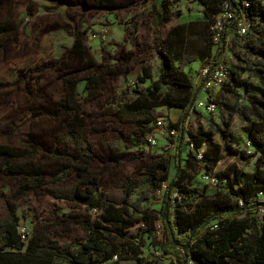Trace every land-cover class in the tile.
I'll return each instance as SVG.
<instances>
[{
    "label": "trees",
    "instance_id": "1",
    "mask_svg": "<svg viewBox=\"0 0 264 264\" xmlns=\"http://www.w3.org/2000/svg\"><path fill=\"white\" fill-rule=\"evenodd\" d=\"M16 1L0 0V7H8V12L0 15V54L11 49L12 41L15 42L18 36ZM197 1L203 6L205 16L201 25L195 21L175 23V18L181 13L179 9L170 7L172 1L140 0L151 5L148 15L157 33L152 49L159 59L158 75L153 79L152 65L144 63L137 75L134 99L120 107L124 115L134 116L140 135L144 137L158 117H166V113L157 108L180 109V118L171 123L172 127L179 129L174 157L165 152L150 158L152 163L145 165L140 183L145 189L135 199L131 196L138 184L130 179L111 191L98 193L97 171L91 167L95 159L94 145L81 131L82 110L80 105H75V95L83 96L76 89L80 81L64 79L70 85V93L60 100L48 98L46 102H49V108L41 111L53 118L63 116L62 126L70 138L69 149L53 154L64 161H61L58 170L49 172L38 164L24 165L42 148L41 141L30 135L25 147L0 144V164L2 171L9 176L31 179L33 184L28 190L63 182L69 172L74 171V183L56 188L51 194L57 200L84 208L86 212L80 220L84 238L75 243L38 236L23 239L18 231V226L22 224L19 222L20 205L15 200L24 191L21 187L17 194L6 196L7 209L0 216V264H121V260L129 255L136 260V264H156L151 254L142 256V247L146 236L154 237L157 220L162 221L165 232V241L160 248L157 247L160 249L159 259L167 260L169 264H225L228 260L242 264H264V213L253 214L264 211V87H252L247 83L245 86H251L253 90L249 98L255 116L245 133L255 149L253 154L244 156L256 157L254 170L242 171L236 164H231L228 169L217 173L220 181L215 185L216 191L208 195L206 186L202 189L191 187L195 174L202 166L200 162L190 152L182 158V146L187 138L197 147L204 146V165L209 171H213L221 159L223 146L232 152L229 141L224 144L216 141L212 130L201 126L187 128L183 115H189L193 110L199 93L196 90L200 85L201 91L202 85L190 82L186 68L196 60L211 58L212 63H218L222 59L224 51L212 54L215 43L211 27L225 5L238 14L221 31L223 45L235 29L241 12H245L252 24L246 38L253 44L252 49L258 57H264L260 37V28L264 26V5L261 0ZM245 1L249 2L248 7H244ZM98 4H104L107 8L117 6L116 0H99ZM22 7L25 13L29 10L28 5ZM256 19L259 20L258 25L254 24ZM134 27L137 28V23ZM218 47L221 49V41ZM68 59L81 61L78 71L100 66L91 58L84 38L77 32L64 58L43 62L38 74L54 69L63 76L71 64L66 61ZM230 66V76L221 87L226 92L245 84L231 63ZM259 72L263 73L261 81L264 83V69ZM25 81L27 79L23 83ZM147 81H150L148 85H141ZM98 82V76L87 77L82 92L88 93ZM208 94L207 101L217 102L219 90L210 89ZM172 158L175 166L173 175ZM163 185L162 212L158 216L155 209L145 206L144 202L157 196ZM175 193L177 196H174ZM259 193L261 196H257ZM167 199L168 224L164 220V203ZM213 223L216 226L212 227Z\"/></svg>",
    "mask_w": 264,
    "mask_h": 264
},
{
    "label": "rangeland",
    "instance_id": "2",
    "mask_svg": "<svg viewBox=\"0 0 264 264\" xmlns=\"http://www.w3.org/2000/svg\"><path fill=\"white\" fill-rule=\"evenodd\" d=\"M98 1H16L15 7L19 14L16 17L18 36L15 42L12 41L11 49L0 54V144L25 147L30 135L41 141L42 148L24 165L38 164L49 172L57 171L62 160L53 154L69 149L70 138L62 126L63 116L53 118L41 111L49 108L50 104L46 102L48 98L60 100L70 93V85L64 79L79 80L80 85L76 89L83 96L75 95V105H80L82 110L81 131L94 145L95 159L91 167L97 171V192L111 191L130 179L138 184L131 196L135 199L145 189L140 183L145 165L152 163L150 158L165 153L164 147L167 144L170 145L169 154L174 157L176 152V143L172 139L165 141L160 136L155 148L148 147V152L144 150L145 138L140 135L134 116L124 115L120 111L123 103L134 99L137 75L144 63L152 65V78H157L159 59L152 49L157 33L148 15L151 6L149 2L116 0L115 8H107L104 4L99 5ZM169 1H172L170 7L179 9L181 13L175 18V23H204L203 6L197 0ZM261 2L264 5V0ZM24 4L29 9L26 13L22 7ZM7 9L8 7H0V15L8 12ZM135 23L137 28L134 27ZM104 31L106 37L99 38L98 35ZM77 32L84 38L91 58L100 65L99 68L78 71L81 61L68 59L66 61L71 64L63 76L54 69L38 74V68L43 62H55L64 58ZM260 32L264 50V26L260 28ZM94 35L96 36L93 37ZM240 39L235 29L232 30L227 37V45L223 49L215 45L212 54L224 51L223 60L233 65L245 84L235 87L232 92L220 88L216 97L218 109L214 113L192 110L185 118L187 128L196 129L201 126L212 130L216 141H221L222 144L229 141L232 152L223 146L222 157L215 170L217 173L228 169L231 164H236L242 171H252L257 165L256 157L244 156L246 153L243 141L246 127L255 117L250 106L249 97L253 94L251 86L264 87L261 81L263 73L259 72L264 69V57H258L248 38ZM210 61L211 58L196 60L187 66L186 71L192 84H200L199 69ZM91 76H98L99 82L95 88L84 93L82 88L85 79ZM24 79L27 81L23 83ZM149 82L141 85H148ZM246 83L251 86L245 87ZM198 98L207 100V92L201 89ZM157 109L165 111L166 107ZM181 114L177 112L170 116L177 121ZM188 153L185 142L182 146V158L187 157ZM174 171L172 158L171 175ZM206 172L211 171L205 165L201 166L191 187L202 189L206 186L207 194L212 195L217 187L205 181L203 174ZM74 175L75 172L72 171L63 182L28 190L33 184L31 179L9 176L2 171L0 164V216L7 209L6 196L17 194L22 187L24 191L15 200L20 205L19 222L27 227L30 237L72 243L82 240L84 233L80 220L86 212L84 208L75 203L57 200L51 194L56 188L72 185ZM173 202L175 203L174 200ZM144 205L155 209L160 216L162 194L146 200ZM253 214L262 213L258 211ZM156 233L154 237H145L142 256L148 253L156 264H169L167 260L159 259L160 249L159 254H156L157 247L160 248L165 241V232L162 229ZM121 264H136V260L129 255L121 260ZM225 264L242 263L228 260Z\"/></svg>",
    "mask_w": 264,
    "mask_h": 264
},
{
    "label": "built area",
    "instance_id": "3",
    "mask_svg": "<svg viewBox=\"0 0 264 264\" xmlns=\"http://www.w3.org/2000/svg\"><path fill=\"white\" fill-rule=\"evenodd\" d=\"M244 7L249 6V2L245 1ZM238 14V12H235V10L228 8L227 5L223 8L222 11H220L215 20L214 23L211 27L212 32H213V41L216 46H218L219 42L222 40L221 38V31L228 27L233 20V17ZM251 21L248 19V17L245 15V12H241L240 17L238 18L235 26V31L237 37L241 39H245L248 34L251 31ZM94 35L93 37H95ZM99 38H105L106 37V31H104L101 35H98ZM228 41H226L227 45ZM224 56V55H223ZM213 66V69L210 70V68ZM230 70L231 66L230 63L227 60L222 59L216 63L210 61L209 64L202 66L199 69V82L202 85V90L207 92L210 91V89L214 90H220L222 87L223 83L229 78L230 76ZM200 110L204 109L208 113H214L218 109V103L216 101H202L200 99L195 100L193 104V110ZM172 122H167V119L165 120L164 117H158L156 121L153 124V128L151 129L150 132H148L145 135V146L143 147L144 150L146 149L147 152L150 151L148 147L155 148L158 145V138L159 136L161 138H164L165 141H170L171 139L177 143L178 136H179V129L172 127L171 126ZM187 125V124H186ZM186 145L188 147V150L190 153L194 154L196 159L200 162V164L203 166L204 165V156H203V149L204 146L197 147L193 141L187 138L185 141ZM169 144L165 145L164 151L168 152ZM254 146L250 142L249 139H246L244 141V151L246 154L250 155L254 153ZM203 178L205 181L213 186L217 185V183L220 181V177L217 176V172L215 170L211 172H206L203 174ZM225 181V179H224ZM163 189H165V185H163L162 190L158 191V194H163ZM174 196H177L175 193ZM257 196H261V193H259ZM264 200V199H263ZM262 214L264 213L263 210H259ZM95 212V209H94ZM216 226L215 223H213L212 227ZM164 230V226L162 224L161 220H157L155 222V234L156 232ZM18 231L23 239H27L30 234L26 226L20 224L18 226ZM158 249L156 251V254L158 253Z\"/></svg>",
    "mask_w": 264,
    "mask_h": 264
},
{
    "label": "crops",
    "instance_id": "4",
    "mask_svg": "<svg viewBox=\"0 0 264 264\" xmlns=\"http://www.w3.org/2000/svg\"><path fill=\"white\" fill-rule=\"evenodd\" d=\"M258 23H259V20L258 19H256L255 20V23L254 24H256V25H258ZM261 25H262V23H261ZM246 39V38H245ZM241 40V39H240ZM243 40V39H242ZM198 99H200V100H202V101H207V100H203V99H201V98H197L196 100H198ZM200 110H204V109H200ZM167 115H166V119L167 120H170L169 122H175V120H173V118L170 116L171 114H177V112H179V113H182V111L180 110V109H173V108H166L165 109V111H164ZM169 112H171V114H169ZM246 133H245V139H244V141L246 140ZM231 140H234V138L233 137H231ZM243 141V142H244ZM220 143H222L221 141H219ZM219 162H220V160H219ZM218 162V163H219ZM218 163H217V165H218ZM217 165L215 166V168H214V170H216V167H217Z\"/></svg>",
    "mask_w": 264,
    "mask_h": 264
},
{
    "label": "water",
    "instance_id": "5",
    "mask_svg": "<svg viewBox=\"0 0 264 264\" xmlns=\"http://www.w3.org/2000/svg\"><path fill=\"white\" fill-rule=\"evenodd\" d=\"M223 42H224V40L222 39V40H221L222 49L224 48ZM212 69H213V66L210 68V70H212ZM200 88H201V86L199 85L198 88H197V90H196V93L199 92ZM186 117H187V113L183 115V120H184ZM168 206H169V201H168V199H167V201L164 203V220L166 221L167 224H168V222H167ZM193 232H194V229H193L192 232H191V236H192Z\"/></svg>",
    "mask_w": 264,
    "mask_h": 264
}]
</instances>
